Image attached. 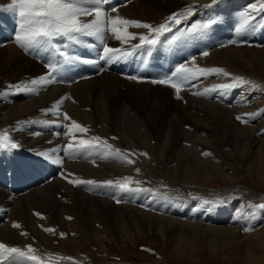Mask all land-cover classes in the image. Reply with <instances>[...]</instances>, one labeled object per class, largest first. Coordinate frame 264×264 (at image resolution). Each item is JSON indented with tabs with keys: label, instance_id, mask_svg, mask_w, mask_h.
<instances>
[{
	"label": "bare ground",
	"instance_id": "1",
	"mask_svg": "<svg viewBox=\"0 0 264 264\" xmlns=\"http://www.w3.org/2000/svg\"><path fill=\"white\" fill-rule=\"evenodd\" d=\"M107 1L112 2L113 5L109 6V9H104L103 7L108 6L103 4L102 8L110 15H119L154 27L165 23L173 13L192 7L193 16L182 19L180 24H172V31L159 37V41L165 46L180 32H187L194 23L208 24L218 29L220 33V28L215 23L210 24L214 18L208 13V8L211 5H218L221 0H217L215 4L212 0ZM261 3L262 0H232L230 4L222 7L225 10L232 8L235 12L248 10L251 15L255 14L253 12H262L261 18H263L264 10H261ZM10 4L11 0H0V13L2 12L6 18V21L0 22V39L13 35L8 25L11 19L12 23H15V17L8 9ZM126 5L128 6L124 7ZM253 5L256 6L255 10ZM112 8L118 11L112 12ZM224 12L218 11L217 14L224 17ZM202 15L208 18L207 23L201 20ZM83 19L90 20L92 17ZM227 26L230 30H237L228 23L226 28ZM203 29L180 39L182 43L189 44L187 48L189 57L188 60L181 61V52L184 54L185 51L181 49L183 45H179L180 52L168 60L173 62L172 68L175 72L182 65L193 71L198 68H223L231 75L225 77L222 74H209L202 77L206 82L194 86V78L187 81L176 80L173 75L175 72L172 71L170 75L173 80L182 85L180 98H177L174 88L163 86L166 84L120 77L117 74L121 75L122 72L114 69L109 72L107 70L100 72L98 69L94 73L78 75L76 81L66 85L57 82L48 85H31L32 80L48 74L44 65H41L47 61V58L43 61L39 54H35L36 60L28 56L29 59L17 43V48L16 46L4 48L2 44L0 45V136L6 133L10 140L18 145L16 148L5 147V142L0 140V163H8L10 159H15L14 162L18 167L23 168L18 162L23 161L28 154H32L36 159L41 157L53 161L59 160L60 163L56 164L65 168L56 179L53 176L50 179L46 178L45 184L48 181L51 183L43 187L39 185L38 178L33 174L27 181L29 188L33 186L31 192H27V188L13 195L0 189V242L22 249L32 245L37 250V254L45 260V264H74V262L91 264L92 261L89 259L91 252L99 251L109 256L113 254L114 245L123 250L127 242H135L137 238L161 236L166 242L174 243V253L181 258L197 252L201 242L202 245L203 242L208 245L213 252H216L218 246L219 249H224L227 245H235L242 228L251 229L259 224L254 218L239 215L237 211L240 207L233 205L232 201L228 202L229 206L223 210L225 220L206 219L208 223L215 224L214 226L200 223L208 214L207 201L212 199L261 200L257 191L246 186H227L226 189L220 187L228 183L234 184L238 180L236 174L243 169V162L246 163L245 170L251 177L248 180L253 181L256 187L264 185V49L243 43L239 46L216 47L208 52L209 43L206 39L195 45H202L209 54L205 56L201 52L196 60H189L194 54V40ZM127 31L135 34L137 38L125 44L106 33L103 42L109 47L131 50L130 54H136L137 50L134 46L140 44L139 36L152 35L148 29L133 26H129ZM251 36L253 37L252 31L243 35L241 39L246 38L247 43L260 44V37L252 39ZM81 38L93 41L89 39L90 37ZM90 44H92L91 49L100 50L104 47L98 38ZM154 46H158L156 50L160 49L158 43ZM37 60H40L41 64ZM105 73L110 74L90 79ZM237 76L253 83L234 88L235 103L229 107L216 105L206 96L194 95L195 92H202L205 88L214 85L232 83L233 77ZM121 83H125L128 87H122ZM24 85L35 87L37 91L28 92L13 87ZM122 89L128 91L124 92ZM231 93V90L217 91L213 96L225 99ZM66 96L70 98L65 99L60 105L59 113H67L71 120L86 127L88 129L86 133L73 132L69 135L68 127L71 126V120H64L62 115L53 111L57 102ZM248 113L252 114L247 117L249 123L245 124L236 119L238 115ZM73 135L75 139L72 138ZM96 136L106 140L113 148L120 149L121 153L133 163L116 158L113 163H108L109 159L103 156L106 149L88 150L100 156L94 161H108V164L94 161L87 162L88 164L73 163L62 156V153H66L65 149L69 143L75 144L79 139L90 140ZM7 151L12 152L4 154ZM205 152L210 155L204 157ZM145 153L147 155H144ZM229 155L230 159L240 158L241 170L227 166L230 163L225 162L227 161L225 156L229 158ZM32 157L30 156L31 159ZM26 161L27 164L32 162ZM36 163L44 165L41 162ZM125 177H131L133 180L129 187L138 189V192H147L156 202L159 200L167 204L181 205L180 197L202 196L204 197L201 199L202 203L208 205L200 210L201 207L196 203L198 209L194 208L190 212L189 220L183 222L182 219V223L179 218L173 219L167 217L168 215L165 216L164 213L163 215L155 211V213L145 211L132 206L131 203V205L124 202L118 204L113 200L95 197L83 189L88 196L85 198L69 188V185L73 184L69 181L76 179L93 180L100 184L113 181V185H116L117 181ZM25 178L28 180L26 176L23 180ZM31 181L38 183L30 185ZM214 186H218L219 189L213 188ZM114 188L117 187L110 189ZM19 194L24 195L25 198L12 197ZM58 196H61L60 201L57 199ZM164 198L177 202L164 201ZM229 211L236 213L229 218L231 213ZM216 212L218 213L217 210ZM35 213L41 215L37 216ZM198 215H201V219H198ZM14 223L20 224L21 227H13ZM225 223L229 226L216 227V224ZM45 228L55 229V234L44 231ZM21 233H27V236ZM60 233H64L65 236L61 237ZM250 235L248 254L253 262L252 257L256 258L258 246L262 244L264 246V227ZM200 238H203L202 241L199 240ZM48 254H52L53 257H73L74 261L48 260Z\"/></svg>",
	"mask_w": 264,
	"mask_h": 264
},
{
	"label": "rangeland",
	"instance_id": "2",
	"mask_svg": "<svg viewBox=\"0 0 264 264\" xmlns=\"http://www.w3.org/2000/svg\"><path fill=\"white\" fill-rule=\"evenodd\" d=\"M131 2H135V0H131ZM231 2H232V0H225V1L221 0L220 3L218 2V5H211L210 6L208 8V13L214 19L216 18L217 20H219V22L221 20H224V21L226 20L225 21L226 23H228L229 25H231L234 28H237V33L235 35L237 38L235 37V39H234L237 42L235 44H233V43L229 44V42L223 44L221 33H219L215 28L208 26V27H206L200 31L199 36L196 37V39L194 40V46L196 43L204 42L207 39L208 43H209V49L207 50L208 52H210V50L212 51L216 47L229 46V45L230 46H232V45L239 46V45H243V43L248 44L249 46L253 45V47H255L257 49H264V26H263L264 25V17L261 18L262 12H253L255 14H252L253 15L252 16L251 13H248V10H242L240 12H235L234 9H232V8L231 9L226 8V10L223 9L222 6H227ZM106 5L108 7H103V8L109 9V6H112L113 3L110 1H107ZM128 5H126L124 7H127ZM124 7H121V8H124ZM218 11H222V12L225 11L224 12L225 16L223 15L224 17H222V16L218 15L217 14ZM231 16H232V18H231ZM245 16H251L248 20L247 25L244 23ZM215 24H217V23H215ZM227 29L228 28L225 27V30H227ZM18 30H19V28H18ZM220 31H222V30H220ZM230 31H233V30H230ZM251 31L253 33V37L251 36L252 39H255V38L258 39L259 37L261 38V41L259 42L260 44H258V42L247 43L246 38L244 40L241 39V37H243V35L247 34L248 32H251ZM231 36H232V33L229 35V38H231ZM12 37H14V35H12L9 38H12ZM169 37L171 38V36H169ZM238 37H239V39H238ZM1 44H2V47H4V48H8L9 46H16V48L18 47L16 45L15 41H13V40L6 42V43H1ZM103 44H105V43L103 42ZM158 44L160 45V49L156 50V54L154 56V59L156 61H160L165 66H168V73L175 72V69L172 68L173 62L168 61V60L172 59V57H174V55L177 52H180V50L178 49L179 45H183L181 47V49L183 51H185L184 54H183V52H181L182 53V55L180 57L181 61L188 60V57H189V52L187 51V48L189 45L188 43H182L181 40H179L176 43L168 44L167 46H165L163 44V42H161V41H159ZM171 48H173V49H171ZM94 50L99 51L98 49H94ZM94 54L97 55L98 52H95ZM132 55L133 54L131 53L126 58L129 59ZM193 55L190 56L189 60H192V61L196 60V57L200 56V55L197 56L196 54H193ZM25 56L28 57L27 55H25ZM183 63H185V62H183ZM111 64L113 65L114 63H112V61H111V63H109V65H111ZM97 67H98V69H101L100 65H98ZM47 72H49V71H47ZM109 74L110 73H105V74L98 75V76L90 78V79L92 80L94 78H99L103 75H109ZM82 75H84V74H82ZM117 75H119L120 77L123 76L127 79L128 78L130 79V77H126L124 75H120V74H117ZM202 77L203 76H199V75L194 77V80H195L193 83L194 86L199 85L201 82L202 83L206 82L203 80ZM139 81H141V80H139ZM145 82H150V81H145ZM167 85L168 84L163 85V86L167 87ZM121 86L124 87L127 85L125 83H121ZM168 86H170V85H168ZM153 89H159V88L153 87ZM122 90L124 92L128 91V90H124V89H122ZM136 90H130V91L135 92ZM231 92L232 93L230 94V96H228L225 99H220V98L214 97L213 96L214 92L207 95L206 98L209 101L215 102L216 105H220L221 107H223V106L229 107L235 103V99H234L235 95L233 94L234 88L231 89ZM230 97H231L230 102H226ZM232 97H233V99H232ZM155 100H157V98H155ZM254 124H256V123L254 122ZM11 152L12 151H7L4 154H10ZM227 152H229V150H227ZM67 155H69L70 157L80 156L83 159V162L86 164H88L87 162L90 161V160L85 159L87 154L80 153V151H75V152H72L71 154H68L67 152L62 153L63 157H65ZM24 156H26V155H24ZM30 156H33L32 159L30 158ZM103 156L105 158L109 159V162L108 161L105 162L103 160L102 161H94V162L95 163L99 162V163H103V164H108V163H113L115 161V157L107 156V155H105V152H104ZM226 156L228 157V154H226ZM226 156H225V158L227 159V161H225V162L230 163V164H227V166H234L235 168L241 170L242 162H241L240 158L239 159H236V158L230 159V155H229V158H227ZM204 157H206V156H204ZM232 157H234V156L232 155ZM19 158L21 159L22 157H19ZM14 160L15 159H10V161L8 163L14 164L15 163ZM26 160H30L32 162H28V164H27ZM52 161L53 160L44 159L41 157H39V159H36L34 155L28 154V157H25L23 161L18 162V164L20 166H22L23 168H19L17 163H15L16 176L13 179L15 184L12 186V188L16 192L14 190H11V191L8 190L9 188H7L5 186V184H6L5 178H3V179L1 178V180H0V189L8 191L13 195H16L17 193L23 192L24 190H27V188H28L27 192H31L33 190L32 189L33 186L29 188L27 186V181H29L30 177H32L33 174L36 175L35 177L38 178V182H39V185H41V187H43V185L50 184L51 183L50 181L46 182V184H45V181L48 178L50 179L51 176H53L56 179L58 176H60L62 174V172L64 171L63 169H65L64 166H59L54 161L53 162ZM36 162H41L44 165H40ZM83 162H78V163L83 164ZM238 162H239V164H238ZM73 163H77V162H73ZM28 165H29V167H27ZM245 167H246V163L243 162V169L236 174V177H238L237 178L238 180H236L234 182V184L228 183V184H224L220 187L226 189L227 186L228 187L246 186L247 188H250L251 190L254 189L253 191H257L258 196H261V198H260L261 200H246L244 198H239V199H237V201H233L231 199H223V200L212 199L210 201H207V203H209V205L208 204L204 205L201 201V199H203L204 197H202V196L194 197L193 196L190 198L180 197L181 205H177L175 203L167 204V203L159 201V200H158V202H156V200H153L152 199L153 197L150 194H147V192H145V191H143V192H138V191L137 192L136 191L129 192V191L120 189L118 186L113 185V184L111 186H108L106 184H100V183H97L95 185L70 184L69 188H72L74 191H77L82 197L88 198V196L83 191V189H84L86 192L94 195L95 197L97 196L99 198H104V199H108L111 201L113 200L115 203H118L117 201H120L121 203L124 202L127 205L132 204V206H135L136 208L143 209L145 211L147 210L149 212L153 211L152 213H155V212L161 213V214L164 213L165 216L168 215L167 217H170V218L173 217V219L179 218L180 222H182V219H184L183 222H185V220H189L188 218L190 217V212L194 208L198 209V207L195 206L196 203H198L199 207H201L200 210H202L203 206L205 207L206 205H208V208H206L207 209L206 211L208 212V214L205 215V217H203V221H200V223L202 222V224H204V225L209 224L210 226H214L215 224L208 223L206 221V219L213 218V221L223 220V219L225 220L226 216H225L223 210L225 207L229 206L228 202L232 201L233 205H237L238 207H240V209H238V211H237L239 215H244V217H247V218H254L255 221H258V223H259L256 227L251 228V230H249V231H245L246 228H242L243 230H242L239 238H237V243L235 245H227L224 247V249H219L220 247L218 246V249L216 250V252H213V250L208 245H205L204 242L202 245V242H201L200 246L198 247L197 252L195 251L193 254H189L188 256L179 258L177 256V254L174 253V247H173L174 243L173 242H166L161 236H151L148 239H146L145 236H143V238H137L135 240V242L134 241L127 242L126 248L123 250H122V248L114 245L113 246L114 250L112 251L113 254L109 255V256L104 254V253H101L99 251L91 252L89 254V259L92 261L91 264H256L257 262H258V264H264V246H262L263 244L258 246L257 251H256V258L252 257L253 262L251 261L250 256L248 254V247H249V242H250V239H248V237H251L250 234L254 233L257 230L259 231L260 229H262L264 227V209L250 207V205L264 204V185H261V186L259 185L258 187H256V185L254 184L253 181L248 180L251 177L248 174V172H246ZM52 168H53V170L51 171ZM11 169H13V168H11ZM9 170H10V167H8V166L5 168V170H4V168H0V174H2L3 172H4V174L5 173L7 174V173H9ZM25 176L28 178V180H26V178H25V180H23ZM54 178H52V179H54ZM2 181H4V182L2 183ZM19 182L21 185H19ZM38 182L33 183L31 181V182H29V184L33 185V184H37ZM115 186L117 187L116 189L115 188L110 189V188L115 187ZM213 188L217 189L218 186H214ZM13 195H12V197H16V199L25 198L24 195L22 196V194H19L18 196H13ZM106 197H108V198H106ZM191 198H193V199H191ZM197 198H198V200H197ZM57 199H58V201H60L61 196H58ZM189 199H191V200H189ZM165 200H168L170 202H177L176 200L164 198V201ZM194 201H195V203H194ZM188 202H190V203H188ZM121 203H118V204H121ZM139 204H140V207H139ZM162 204H163V206H162ZM218 205H220V206H218ZM221 206L223 208H221ZM216 210L218 211V213L216 212ZM229 212H231L228 216L229 218H231L232 215L234 216L236 213V211L234 213H233V211H229ZM197 217H198V219H201V215H198ZM216 225H217L216 227L229 226L227 223L216 224ZM248 229H250V228H248ZM202 239L203 238H200L199 240L202 241ZM156 246H158V247L156 248ZM260 257H262V258H260ZM257 258H259V260H257Z\"/></svg>",
	"mask_w": 264,
	"mask_h": 264
},
{
	"label": "snow or ice",
	"instance_id": "3",
	"mask_svg": "<svg viewBox=\"0 0 264 264\" xmlns=\"http://www.w3.org/2000/svg\"><path fill=\"white\" fill-rule=\"evenodd\" d=\"M217 0H212V3L215 4ZM107 0H11V4L8 6L9 10L14 12L18 16L19 31L15 37V43L25 51L36 48H47L54 47L52 44L53 39L56 37H66L69 41L80 42V37H96L102 43L105 39V34L109 33L116 40L121 41L122 43H128L129 41L136 39L135 34L127 31L129 26L136 28H145L148 29L152 34V37L148 35L139 36L140 44L135 45L134 47H142L145 45L153 46L159 42V37L166 32L172 31V24H180L182 19H186L194 15V10L192 7H187L185 10L173 13L170 17L167 18L165 23L160 24L159 26L154 27L151 24L144 23L136 20H129L120 17L119 15L112 16L106 11L103 10L102 5L106 4ZM255 10V5L252 6ZM261 10H264V0L261 3ZM112 12H117L116 8L111 9ZM84 17H92L90 20L83 19ZM250 16H245L244 23L247 24ZM208 24H199L194 23L187 32H180L179 35L174 36L171 40L168 41L169 44L176 43L182 37L188 36L190 34L196 33L202 28L208 27ZM237 41L232 40L230 43L235 44ZM59 55L65 60L73 59L68 55L66 51H60L56 49ZM130 53L124 51L120 48H112L107 44H104L103 47V56L104 59H114L118 56H128ZM209 53L204 52L203 55L207 56ZM85 63H94V61L86 60ZM50 71L45 76L39 77L31 81V85H48L57 82L56 76L54 73H57V67L54 64L49 65ZM222 74L225 77H229L231 74L225 71L223 68H198L195 71L186 67L180 66L176 69V72L173 74L176 80L187 81L196 76H207L209 74ZM130 79H137L136 77H130ZM154 84H168L175 89L177 98H180L179 93L181 91L182 85L180 83L174 82L173 79H161L153 80ZM252 81L246 80L244 77H233L232 83H225L214 85L211 88H205L202 92H195L194 95H203L207 96L212 92L217 91H228L233 88H236L240 85H252ZM17 90H27L28 92H36L35 87L29 85L24 86H13ZM70 97H63L57 104L54 106L53 111L59 113L60 105L64 102L65 99ZM62 118L64 120H71L67 113H62ZM252 116V114L238 115L237 120L242 123H249L247 117ZM67 127V126H66ZM88 129L75 120H71V126L68 127V134L72 135L73 132L86 133ZM75 139V136H72ZM5 147L16 148L18 145L13 143L8 135L5 133L3 136H0ZM85 149H106L105 155L115 157L121 161L127 163H133L132 160L128 159L127 156L121 153V150L118 148H113L111 144H108L106 140H102L100 137H92L90 140L79 139L75 144L69 143L65 149L68 154H71L75 151H81ZM47 155V154H43ZM144 155H147L146 153ZM207 156L210 153H203ZM55 163H60L59 160H55ZM139 171V170H137ZM75 185H95L97 182L93 180H72L69 181ZM106 185L111 186L113 181L104 182ZM133 183L131 177H125L121 181L116 182V186L119 188L133 192L138 189L129 187ZM139 183V182H136ZM118 203L120 201H117ZM250 207L264 209V204L259 205H250ZM35 215L40 216V213H35ZM71 219V217H69ZM13 227L20 228L21 225L14 223ZM251 229L246 228L245 231ZM44 231L55 234V229L45 228ZM22 235L27 236V233H21ZM61 237H64V233H60ZM59 259V260H68L74 261L73 257L69 256H57L53 257L52 254H48V260ZM0 264H45V260L37 254V250L32 247V245L26 246L25 249L16 246H10L7 243L0 242ZM75 264V262H74Z\"/></svg>",
	"mask_w": 264,
	"mask_h": 264
}]
</instances>
